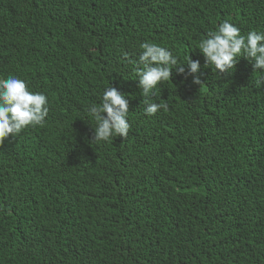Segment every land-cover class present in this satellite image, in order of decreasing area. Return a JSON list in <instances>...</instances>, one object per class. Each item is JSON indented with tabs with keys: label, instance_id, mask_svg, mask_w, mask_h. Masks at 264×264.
I'll list each match as a JSON object with an SVG mask.
<instances>
[{
	"label": "trees",
	"instance_id": "obj_1",
	"mask_svg": "<svg viewBox=\"0 0 264 264\" xmlns=\"http://www.w3.org/2000/svg\"><path fill=\"white\" fill-rule=\"evenodd\" d=\"M225 21L264 34V0H0V79L48 109L0 145V264H264V71L243 54L205 68L199 44ZM144 43L186 69L154 89L155 116ZM109 87L130 131L92 144Z\"/></svg>",
	"mask_w": 264,
	"mask_h": 264
},
{
	"label": "clouds",
	"instance_id": "obj_2",
	"mask_svg": "<svg viewBox=\"0 0 264 264\" xmlns=\"http://www.w3.org/2000/svg\"><path fill=\"white\" fill-rule=\"evenodd\" d=\"M141 48L143 53L135 75L139 78L144 97V114L155 116L161 109L167 112L168 105L166 102L156 104L150 101L154 89L172 79L173 68L178 75H185L186 69L185 65L177 66V59L165 48L153 43H144ZM199 51L205 58V68L211 65L220 74L235 69L236 58L241 54L245 59L255 62L254 73L264 71V34L252 31L244 37L228 21L223 22L217 31L208 33L207 38L199 44ZM125 59L128 57L125 56ZM186 65L187 76L193 77V84L203 87L205 84L199 76V61L189 57ZM128 113L129 104L125 96L114 87L106 89L101 105H92L88 111L96 125L91 143L108 142L113 136L127 139L130 131ZM47 116V98L44 95L30 92L25 82L15 76L0 79V145L9 137H18L28 127H42Z\"/></svg>",
	"mask_w": 264,
	"mask_h": 264
}]
</instances>
